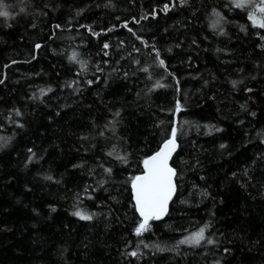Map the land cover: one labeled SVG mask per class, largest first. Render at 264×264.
I'll list each match as a JSON object with an SVG mask.
<instances>
[{"label":"trees","instance_id":"obj_1","mask_svg":"<svg viewBox=\"0 0 264 264\" xmlns=\"http://www.w3.org/2000/svg\"><path fill=\"white\" fill-rule=\"evenodd\" d=\"M2 3L0 264H264L261 0ZM173 129L175 194L137 235Z\"/></svg>","mask_w":264,"mask_h":264},{"label":"snow or ice","instance_id":"obj_2","mask_svg":"<svg viewBox=\"0 0 264 264\" xmlns=\"http://www.w3.org/2000/svg\"><path fill=\"white\" fill-rule=\"evenodd\" d=\"M249 0H236V7L243 8ZM261 5H264V0H261ZM260 13L264 14V6H257ZM164 11L168 10V5L164 6ZM9 12L6 10V5H3L0 0V17L7 18ZM146 18V17H144ZM249 19L252 20L253 24H258L259 27L264 28V19H257L256 16L250 15ZM127 27V25H124ZM215 26V25H214ZM131 31V29H129ZM111 31V29H109ZM98 35L97 33H93ZM39 47V45H37ZM109 45L105 44L104 48H108ZM159 53H157V56ZM72 60L76 59V54L73 53ZM160 64L163 65L164 61L160 60ZM91 83V82H89ZM236 83L235 81L233 82ZM50 91V89H49ZM43 94V90H42ZM177 105V110H179ZM19 115V112H17ZM176 130H172L173 139L168 140L161 151L157 152L154 156L149 157L144 161L145 172L143 175H138L133 178L132 188L134 191L135 206L140 216L143 218L142 222L136 229L137 235L141 234L148 228V221L155 218L159 219L160 216L166 211L168 200L171 198L173 185L172 176L174 175L173 169L168 166V158L171 151L175 148L174 137ZM107 171H111L108 169ZM74 215L79 216L81 219L89 220L92 217L85 215L81 212H76ZM204 229H200L198 233H195L193 237L188 238L180 243H199L203 239ZM212 243V241H208ZM131 255H137L136 252H132Z\"/></svg>","mask_w":264,"mask_h":264},{"label":"water","instance_id":"obj_3","mask_svg":"<svg viewBox=\"0 0 264 264\" xmlns=\"http://www.w3.org/2000/svg\"><path fill=\"white\" fill-rule=\"evenodd\" d=\"M36 48H37V46H36ZM171 139H173V137H169V138H167L166 140H164V141L161 143V145L159 146V148H158L155 152H153L151 155H149L146 159H148L149 157L154 156L157 152L161 151V149L164 147V144H165L168 140H171ZM174 140H175V148L171 151V154H170V156H169V158H168V166H169L171 169H173V171H174V175L172 176L173 191H172L171 198L168 200L167 207H166V211L160 216L159 219H155V218H153L154 220H161V219H163V218L166 216V214H167V212H168V206H169V203H170L172 197H173L174 194H175V182H174L175 170H174V168H173V167L171 166V164H170L171 159H172V156L174 155V153L176 152L177 147H178V142H177V140L175 139V137H174ZM146 159H145V160H146ZM144 172H145V168H144V164H143V171H142L141 173L137 174L136 176H138V175H143ZM130 188H131L132 200H133V203H134V206H135L134 191H133V188H132V183H131ZM135 209H136V206H135ZM136 212H137V214L140 216V213L137 211V209H136Z\"/></svg>","mask_w":264,"mask_h":264},{"label":"rangeland","instance_id":"obj_4","mask_svg":"<svg viewBox=\"0 0 264 264\" xmlns=\"http://www.w3.org/2000/svg\"><path fill=\"white\" fill-rule=\"evenodd\" d=\"M258 10V9H257ZM259 11V10H258ZM260 13V12H259ZM264 15V14H263Z\"/></svg>","mask_w":264,"mask_h":264}]
</instances>
